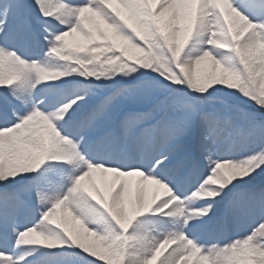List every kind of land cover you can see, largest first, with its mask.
<instances>
[{
  "label": "snow or ice",
  "instance_id": "obj_1",
  "mask_svg": "<svg viewBox=\"0 0 264 264\" xmlns=\"http://www.w3.org/2000/svg\"><path fill=\"white\" fill-rule=\"evenodd\" d=\"M0 89V264H264V0H0Z\"/></svg>",
  "mask_w": 264,
  "mask_h": 264
},
{
  "label": "bare ground",
  "instance_id": "obj_2",
  "mask_svg": "<svg viewBox=\"0 0 264 264\" xmlns=\"http://www.w3.org/2000/svg\"><path fill=\"white\" fill-rule=\"evenodd\" d=\"M113 6L119 8V5H113ZM120 10H121L122 14H124L125 16H127V13H125L123 9H120ZM79 42H80V41H79L77 38H73V40H72V43H73L74 45L77 44V43H79ZM101 180H102L103 183L107 184V183H110L111 178L102 175V176H101ZM152 191H153L158 197H162V196H164V195L167 194V193H166L162 188H160V187H154V188L152 189ZM232 235H238V234H237V232H235V233H232ZM169 250H170V249H169ZM165 254H166V253H165Z\"/></svg>",
  "mask_w": 264,
  "mask_h": 264
},
{
  "label": "rangeland",
  "instance_id": "obj_3",
  "mask_svg": "<svg viewBox=\"0 0 264 264\" xmlns=\"http://www.w3.org/2000/svg\"><path fill=\"white\" fill-rule=\"evenodd\" d=\"M80 43V42H79ZM78 44V43H77ZM63 67L67 68V65H64ZM0 91H3V89H0ZM41 175H46V172H42ZM119 214L123 217L126 218L128 215V209H121ZM238 233V232H237ZM81 264H87V260L86 259H82L81 260Z\"/></svg>",
  "mask_w": 264,
  "mask_h": 264
}]
</instances>
